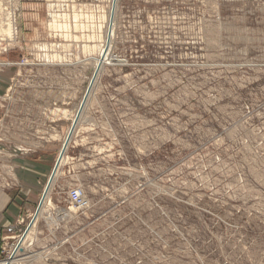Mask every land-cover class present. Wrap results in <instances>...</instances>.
<instances>
[{"label":"rangeland","instance_id":"374dc122","mask_svg":"<svg viewBox=\"0 0 264 264\" xmlns=\"http://www.w3.org/2000/svg\"><path fill=\"white\" fill-rule=\"evenodd\" d=\"M115 3L110 58L124 61L98 74L32 242L2 263L264 264V0ZM9 4L18 8L17 44L0 41V62L12 63L0 66L7 158L39 143L31 137L45 136L49 119L72 118L60 101L76 113L111 0H0V20ZM18 86L42 91L38 124L37 110L19 119L28 94ZM70 124L52 135L59 147ZM72 189L86 207L68 201Z\"/></svg>","mask_w":264,"mask_h":264},{"label":"crops","instance_id":"0c3cea01","mask_svg":"<svg viewBox=\"0 0 264 264\" xmlns=\"http://www.w3.org/2000/svg\"><path fill=\"white\" fill-rule=\"evenodd\" d=\"M17 73H20L18 71ZM19 75V74H18ZM11 75H9L7 78H9ZM6 86V93L9 97L11 93L10 83L8 80V86ZM15 87V86H14ZM19 93H27V97H25L23 100L20 99L18 101V111H19V119L22 120L20 115H25L23 117L26 119V114H20V111H25L26 109L30 110H37L38 113H32L33 115V124H38L36 121V116L41 118L40 114H45V112L41 111L43 108L42 101L40 100L41 97L37 96L36 93H41V90H36V88H28V90H25L24 87L18 86ZM22 89V91H21ZM48 91V90H46ZM13 92V90H12ZM5 93V96H6ZM67 93V91L65 92ZM66 99L69 98V96H65ZM27 102V103H26ZM62 106H65L66 110L69 112V115L73 117L74 109H73V102L71 100L67 101L65 100L60 101ZM7 110H8V116L7 118L10 119V106H11V100L10 97L7 99ZM4 105V102H3ZM27 106V107H25ZM49 125H46V130L49 132L52 131L53 133L45 134L43 136L40 132H34L33 136L31 137V140L36 141L37 139L40 140L37 141L39 143L37 144H31V146H28L27 148L21 149L22 151L19 153L17 152L12 157H3L1 159V162L3 164H8L13 168L14 176L16 177V185L9 189H0V258L3 257V254H1L2 248H9L12 244H15L18 242L19 236L24 231L22 229V225L25 220L32 219L34 212L39 204L40 198L43 194V191L46 187V184L49 180L50 174L52 172V169L54 167V164L56 162V158H58V155L60 153L62 145L59 147L58 139L55 136H52L55 130L58 132H63V127L65 124L68 123V121L72 122V118L69 120H62V119H49ZM27 122V121H25ZM25 138V136H23ZM62 144V143H61ZM66 152V150H65ZM65 161V153L63 157L61 158V161L58 165V168L55 172L57 173L59 166L62 162ZM55 176V175H54ZM49 192V189L47 191V194ZM55 194L54 190L52 193H49V198ZM48 196V195H47ZM49 203L48 198L45 200L43 207H45V204ZM40 211V214L43 211ZM39 214V215H40ZM40 217V216H39ZM38 217V218H39ZM43 218V217H41ZM36 227L33 228V231ZM23 230V231H22ZM32 231V234H33ZM31 234V237H32ZM29 246L25 247V253L31 254V251L28 248ZM46 263H49L46 261ZM14 264H23V262L14 263ZM45 264V263H43Z\"/></svg>","mask_w":264,"mask_h":264},{"label":"bare ground","instance_id":"6f19581e","mask_svg":"<svg viewBox=\"0 0 264 264\" xmlns=\"http://www.w3.org/2000/svg\"><path fill=\"white\" fill-rule=\"evenodd\" d=\"M115 1L116 0H111V6H110L108 14L106 16V25H105V29H104L105 31H104L103 44H102V47L100 49L99 56L95 57L94 60H93V65L92 66H93V71L94 72H93V77L91 78V83H90V85H88L89 86L87 88L88 90L86 89L87 90V97H86V100L84 101V104H85L84 107L86 106V102L89 99L88 98L89 97V95H88L89 91H90L91 87L94 86L93 83H94L95 79H97V76L99 77L98 74L101 72V70H102V68L104 66L112 64L111 58H110L112 56V55H110L111 54L110 53V49H111V33L113 34L112 28L114 26L113 25V22H114L113 21V17H114L115 5H116ZM57 25H59V24H57ZM55 26H56L55 24H51V28H55ZM6 28L7 29L4 28L5 29L4 32L6 33V34L4 33V35H6V36L7 35H11L10 27H6ZM40 56H42V55H40ZM45 58L50 59L48 54H47V57H45ZM90 92H92V91H90ZM82 98H83V96H82ZM82 98H81L80 103L82 102ZM80 103H79V105H80ZM79 105H78V108H76L77 109L76 113L73 114L72 121H75L77 119V117H78V120H81V118H82L83 110L81 111L82 113L81 112L78 113V110H79V107H80ZM84 107H83V109H84ZM74 116H75V118H74ZM69 129L70 128L68 127L67 133L64 135V137L62 139V144H61L62 147H61V150H60V153H59L60 156L58 158V165H59V163L61 161V158L63 157V155L65 153V150L67 149V147H68V145L70 143V140H71V137L68 135L69 134ZM58 165H57V168H58ZM57 168H56V170H57ZM56 170H55V172H56ZM54 175H55V173H54ZM46 199H47V192L43 195V197H42V199L40 201V205L38 207V210L34 214V217H33L32 221L30 222V224L27 226L26 230L23 232V234L18 239V244H19L20 247L23 244H25V242H29V240L30 241L32 240L31 234H32L33 228L35 226V222H36V220L39 217L40 211L42 210L43 204H44ZM7 264H9V263H7Z\"/></svg>","mask_w":264,"mask_h":264},{"label":"built area","instance_id":"2783aa9c","mask_svg":"<svg viewBox=\"0 0 264 264\" xmlns=\"http://www.w3.org/2000/svg\"><path fill=\"white\" fill-rule=\"evenodd\" d=\"M17 6H11L10 4L8 5V11L6 13V15L1 18L0 20V34H2L0 36V41H5L8 44L12 43V44H17V39H16V11H17ZM8 23L10 24V26L12 27L13 30V35L14 37H7L6 35L3 34V29L4 27H6L8 25ZM12 38H14L12 40ZM0 66H7L12 64L11 62H0ZM16 65H21V64H26L25 60L23 63L20 62H13ZM22 148H17L16 149V153L18 152V150H20V152ZM15 153V154H16ZM3 157H7V153L6 151L0 147V189H9L12 188L13 186L16 185V177L14 176V171L13 168L8 165V164H3L1 162V159ZM67 199L68 201L73 204L74 206L78 207V208H84L87 206L88 201L87 199L84 197L82 191L80 189H72L70 191H68L67 193ZM16 245L12 244L9 248H2L1 249V254H3V257L0 258V264H3L2 262L4 260H7L8 258H10L15 249H16ZM45 264H58L56 262H49V263H45Z\"/></svg>","mask_w":264,"mask_h":264},{"label":"water","instance_id":"95a60500","mask_svg":"<svg viewBox=\"0 0 264 264\" xmlns=\"http://www.w3.org/2000/svg\"><path fill=\"white\" fill-rule=\"evenodd\" d=\"M124 60L123 59H121V58H116L115 56H113L112 58H111V62L112 63H118V62H123ZM86 97H87V92H86V94L85 95H83V98H82V102H81V104H80V107H79V110H78V113H80L82 110L84 111V109H83V107H84V101L86 100ZM82 113V112H81ZM79 115V114H78ZM76 121V122H75ZM75 121H73L72 122V124L70 125V129H69V136L72 138L73 137V134H74V132H75V128L77 127V124H78V117H77V119L75 120ZM67 135V136H68ZM72 140V139H71ZM70 140V141H71ZM67 150V149H66ZM59 156L60 155H58V158H59ZM58 158H57V160H56V162H55V164H54V167H53V169H52V172H51V174H50V177H49V180H48V182H47V184H46V187H45V189H44V191H43V194H42V196H41V198H40V201H41V199H42V197H43V195L48 191V189H50V187H51V185H52V183H53V180H54V178H55V176H54V173H55V170H56V168H57V165H58ZM40 201H39V204H38V206H37V208H36V210H35V212H34V214L37 212V210H38V207H39V205H40ZM33 217H34V215H33ZM33 217H32V219H33ZM31 219V220H32ZM31 220H30V222H31ZM29 222V223H30ZM28 226V225H27ZM19 248V250L20 251H22V248L19 246V244L17 243V245H16V249H15V251L17 250ZM14 251V252H15ZM14 254V253H13ZM13 256V255H12ZM11 256V257H12Z\"/></svg>","mask_w":264,"mask_h":264}]
</instances>
